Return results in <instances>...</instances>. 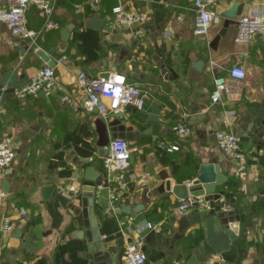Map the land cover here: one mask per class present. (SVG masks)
I'll return each instance as SVG.
<instances>
[{"label":"crops","instance_id":"1","mask_svg":"<svg viewBox=\"0 0 264 264\" xmlns=\"http://www.w3.org/2000/svg\"><path fill=\"white\" fill-rule=\"evenodd\" d=\"M78 1L82 0H55L53 18L60 27L45 30L36 38L38 49H44L56 61L53 67L62 80L59 88L48 95L40 93L36 99L19 100L13 91L46 63L31 49V39L13 37L9 28L0 24V70L18 73L14 84H6L8 91L0 102V137L13 136L18 148L13 163L0 171L1 183L3 178L11 183L8 195L0 197V264H33L42 257L48 264H96L90 256L86 232L81 235L87 230L82 215L89 191L80 179L88 166L104 177L105 157L99 155L98 115L85 107L87 93L78 82L79 71L90 77H101L105 72L109 77L122 74L141 88L146 102L143 109L128 106L110 117L127 120L136 131L150 126L138 120L151 113L152 104L158 105L169 120L180 115L167 124L173 127L168 136L140 135L129 140L137 188L156 181L151 185L156 190L163 183L158 180L163 173H168L174 183L188 182L196 177L200 163L220 162L228 177L223 187L226 199H235L240 209L241 235L245 237L242 248L247 252L243 264H264V127L255 121L256 111L264 106V36L256 35L248 43L235 41L239 19L255 9L264 13V0L217 3L222 15L237 2V17L231 20L218 49L210 50V59L202 70L194 64L221 29L224 18L208 34L196 35L194 0H103L99 14L89 7L77 12ZM120 2L130 11L146 13V20L133 29L113 27L112 31L77 25L68 41H63V27L95 15L104 17ZM43 23L40 9L30 7L29 28L40 31ZM20 47H24V54ZM235 64L244 66L246 77L229 79L232 92L213 104L215 78L226 75ZM173 73L178 77L172 79ZM101 101L110 103L103 96ZM228 116L233 120L227 126L224 118ZM40 117L45 119L43 125L38 122ZM180 121L190 125L189 135L175 133L174 126ZM224 128L240 135L245 159L236 161L220 150L217 132ZM32 138L43 139L35 145L40 149L32 148ZM24 139L29 141L27 146L21 142ZM161 140L176 143L180 149L167 151L161 148ZM45 186H53L57 195L46 200L42 191ZM120 195L115 210L129 204L130 214L108 211L107 188L101 190L97 202L103 208L101 239L116 243L123 237L125 241L109 264H124L127 244L141 234L154 232L158 233L156 245L148 244L144 264H189L192 231L200 226L188 220L194 207L179 214L183 200L168 191H157L146 200L128 189ZM59 196L70 201L63 204ZM5 221L11 223L9 231L2 229ZM148 222L153 223V229L147 228Z\"/></svg>","mask_w":264,"mask_h":264},{"label":"built area","instance_id":"2","mask_svg":"<svg viewBox=\"0 0 264 264\" xmlns=\"http://www.w3.org/2000/svg\"><path fill=\"white\" fill-rule=\"evenodd\" d=\"M220 0H194L192 9L195 11L194 33L196 35H206L210 32L214 24L221 22V15L217 10V3ZM103 0H82L75 3L77 12H84L89 7L92 13L99 14L102 10ZM36 6L43 13L44 23L40 31H33L28 26V11L30 7ZM55 0H0V24H5L13 37L31 39V49L34 53L39 50L36 46V38L45 30L60 27V23L53 18ZM146 13L140 11H130L125 8L122 2L113 6L111 12L106 13L104 18L106 24L116 29H133L146 20ZM183 19V16H179ZM256 35L264 36V13L255 9L250 14L241 17L238 21V33L235 37L237 43H248ZM2 35L0 33V42ZM246 77V69L243 65H233L226 75H219L214 80V90L211 94L212 103L219 102L224 96L232 92L229 79L242 80ZM79 84L84 87L87 93L85 107L89 111H94L98 107V115L108 119L121 112L124 107L135 106L138 109L145 107V99L142 96L141 88L127 81V77L122 74H114L111 77H90L86 72L80 71L77 76ZM62 84L60 74L53 66L44 65L37 70L35 75L23 85L14 89V96L22 101L39 98L40 93L50 94L54 89ZM8 85L0 87V102L3 101ZM101 96L110 100L109 104L101 101ZM64 97V100H68ZM232 117L224 118L227 126L232 123ZM175 133L184 137L191 133V127L186 121H180L174 126ZM217 142L220 150L230 158L241 161L245 159L246 153L243 150L241 137L238 133L229 129H221L217 132ZM161 148L167 151L179 150L176 143L160 141ZM132 155L130 142L125 138H114L108 146V154L104 161L103 181L97 185L102 190L108 189V202L110 208L115 210L117 203L121 199L120 193L127 190L128 183L136 179V173L130 171V158ZM18 156L16 141L11 135L0 137V171L9 167ZM192 182H188L191 184ZM72 186L71 190L75 191ZM3 191L0 178V197H6ZM95 201H100L96 196ZM194 199L183 200L178 206V213L184 214L189 208L194 207ZM11 228L10 221H5L2 225L4 231ZM148 229H153L151 222L147 223ZM146 235L141 234L135 242L128 243L125 251L124 264H144L148 256L143 250Z\"/></svg>","mask_w":264,"mask_h":264},{"label":"water","instance_id":"3","mask_svg":"<svg viewBox=\"0 0 264 264\" xmlns=\"http://www.w3.org/2000/svg\"><path fill=\"white\" fill-rule=\"evenodd\" d=\"M229 2L233 0H228ZM238 3L234 1L232 8L221 15L224 18L223 25L215 37L209 42L208 48L200 52V59L196 61L194 67L197 70H202L205 63L210 59V50L218 49L220 41L226 36L228 26L232 19L237 17ZM89 26L96 29H106L112 31L113 27L106 24L105 18L100 15L92 16L87 20H76L62 29L63 41L67 42L71 31L75 26ZM22 54L25 53L24 47H20ZM37 54L49 66H55L56 61L44 50L39 49ZM1 68V66H0ZM80 73V71H79ZM78 73V74H79ZM18 73L13 70L1 71L0 81L2 85L14 84L17 80ZM101 77L108 78L109 73L105 72ZM178 75L173 73L172 79L177 78ZM41 94H45L42 92ZM98 115V107L93 111ZM258 116L255 121L260 122L264 127V106L256 111ZM178 115L171 116L170 120L160 112V108L156 104L151 105V113L147 116L139 118L138 122L151 123L147 129L136 131L133 126L127 125V120L121 118L104 119L98 115L95 123L99 133V155L105 157L108 154V146L114 138H125L127 140H134L140 135H151L154 137L168 136L173 127L167 125L171 120L179 118ZM40 125H43L45 119L40 117L38 119ZM34 130H38L39 126H33ZM130 171L134 172L133 161L131 156ZM89 162L88 159L84 160ZM161 183L156 190L151 188V185L156 181L147 182L146 185L137 188V178L128 183L127 189L131 192H136V195L143 199H147L149 195H156L164 193L165 191L172 192L180 200L194 199L196 204L192 213L188 216V220L192 224H200L199 227L192 231L193 249L189 264H243V260L247 256V252L242 248V242L245 237L241 235V215L240 209L237 207L235 199H226V189L223 188L228 181V177L223 173L220 162L211 161L207 163H200L196 177L188 182L174 183L169 177L168 173H163L158 176ZM103 181V175L94 172V167L88 166L85 175L80 179L83 183L84 189L89 193L85 194L87 202L83 209V224L87 229L81 231V235L86 232L90 256L96 261V264L113 263L116 259V254L119 251L118 247H123L125 244L124 238L121 237L116 243L103 241L99 232V220L103 215V208L95 201L96 196L101 195V190L97 185ZM11 183L7 178L2 179L3 191L8 194ZM44 198L50 199L55 197L58 191L53 186L43 187ZM59 199L65 204L70 201L66 196H59ZM73 206V205H71ZM143 206V205H140ZM91 210H90V208ZM96 207V208H95ZM144 208L141 207V209ZM112 212L110 208L108 210ZM140 211V210H136ZM116 213L130 214L132 212L131 205H125L115 210ZM158 233H150L146 236V244L143 250L148 249V244L156 245ZM33 264H48L47 258L42 257L36 260Z\"/></svg>","mask_w":264,"mask_h":264},{"label":"rangeland","instance_id":"4","mask_svg":"<svg viewBox=\"0 0 264 264\" xmlns=\"http://www.w3.org/2000/svg\"><path fill=\"white\" fill-rule=\"evenodd\" d=\"M43 141V139H38V138H32V141H31V146H32V148L38 143V142H42ZM21 142L25 145V146H27L28 145V142L29 141H27L26 139H24V140H21ZM36 147V146H35ZM41 148V147H40ZM40 148H38V147H36V149L38 150V149H40Z\"/></svg>","mask_w":264,"mask_h":264},{"label":"trees","instance_id":"5","mask_svg":"<svg viewBox=\"0 0 264 264\" xmlns=\"http://www.w3.org/2000/svg\"><path fill=\"white\" fill-rule=\"evenodd\" d=\"M13 93H14V91H13Z\"/></svg>","mask_w":264,"mask_h":264}]
</instances>
